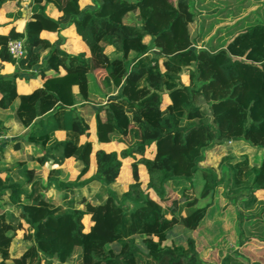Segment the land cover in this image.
Listing matches in <instances>:
<instances>
[{"label": "trees", "instance_id": "16d2710c", "mask_svg": "<svg viewBox=\"0 0 264 264\" xmlns=\"http://www.w3.org/2000/svg\"><path fill=\"white\" fill-rule=\"evenodd\" d=\"M29 2L32 15L23 32L12 29L0 34V62L16 65L13 75L0 74V110L12 112L14 120L27 129L25 142L41 151L35 159L40 166L71 160L86 171L92 147L82 137L88 138L89 127L75 106L89 99L91 76L101 89L118 81V92L94 114V138L98 144L125 143L126 149L120 156L98 150L92 174L81 181H60L57 170L44 178L42 171L25 165H20L13 180L0 176V200L7 195L5 206L19 209L17 217L0 209V264L10 259L12 238L18 231L24 232V238L29 235L30 243L13 264H204L198 257L202 246L193 238L171 252L164 251L162 244L176 226L198 231L215 207H196L197 199L187 189L182 191L186 201L180 203L176 195L182 183L191 188L204 148L243 140L264 150V98L239 70L241 61L229 54L218 61L214 49L195 47L207 35L208 26L202 23L199 32L191 35L189 25L199 14L194 0H96L93 8L85 10L79 8V0ZM46 5L61 14L57 23L46 21ZM19 8L17 0H0V11L7 19L20 18ZM149 25L158 26L154 35ZM58 26L72 28L89 55L67 54L59 48V40L51 43L41 37L44 30L59 32ZM146 37L150 45L144 42ZM16 39L23 40L25 49L18 61L7 51L8 42ZM108 46L120 58L108 59L104 54ZM44 52L45 60L39 65ZM189 59L193 69L188 83L180 84L178 78ZM159 62L168 65L165 72H160ZM28 70H37L41 86L18 95L16 79ZM163 96L168 99L164 108ZM132 114L155 137L127 143L133 132ZM57 132L64 133L62 141L57 140ZM13 147L22 150L19 143ZM153 148L158 154L145 157ZM135 154L143 158L134 161ZM119 158L130 162L132 180L121 194L110 187L119 175ZM229 170L240 236L264 246V199L254 196L256 192L264 195V155L257 166L250 167L243 159ZM140 172L145 173V181ZM201 178V198L221 183L212 169L204 170ZM93 182L101 184L105 198L99 197L95 205L85 203L83 210L57 204L44 195L51 184L67 191ZM149 191L157 201L149 197ZM85 216L91 223L87 231L82 223ZM224 216L216 211L215 217ZM227 219L230 224L231 218ZM226 240L221 242L225 254L217 264H248L229 252ZM237 244L242 247L244 240Z\"/></svg>", "mask_w": 264, "mask_h": 264}, {"label": "rangeland", "instance_id": "374dc122", "mask_svg": "<svg viewBox=\"0 0 264 264\" xmlns=\"http://www.w3.org/2000/svg\"><path fill=\"white\" fill-rule=\"evenodd\" d=\"M174 2L175 0H170ZM197 6L198 15L194 23L189 25V31L191 35H196L199 32L200 25L202 23L207 27V35L202 38V40L196 43V48L206 47L208 49H214L216 51L215 58L221 61L226 54L231 56H236L240 61L239 70L241 73L249 80L252 89L262 95L264 98V0H194ZM80 9L85 10L88 8H93L96 4V0H79ZM21 26V23H20ZM60 27V26H58ZM64 27L60 28L63 29ZM150 35H154L158 31V26L153 25L147 26ZM57 33V40L60 42L62 39ZM144 42L150 45V37H146ZM213 48H210V47ZM116 58H120V54L117 50ZM218 53V54H217ZM167 65V64H166ZM165 63L159 62L160 72L165 69ZM193 69V60H188V65L183 69L181 75L178 78L180 84L188 83V76L190 71ZM29 71L22 72V74H27ZM119 82L112 81L110 84L109 92L113 94L118 92ZM115 95V94H114ZM114 95L110 96L113 97ZM108 99V98H107ZM105 97H91L87 108L81 114L86 123H94V114L99 107H102L106 102ZM168 102L166 96L162 98V108ZM76 110V109H75ZM2 113V114H1ZM3 115V116H1ZM101 118H104L103 112L99 114ZM0 117H5V111H0ZM5 121V120H4ZM131 130L129 138L126 139L127 143L144 139H151L155 135L149 134L145 131L142 126L141 120L135 115H131ZM7 130V128H6ZM0 132L5 135V125ZM84 137H82L83 140ZM87 139V138H86ZM129 142V143H130ZM3 144V143H2ZM1 146V145H0ZM109 149H113L120 156L121 153L126 149V144L114 145ZM166 149V148H164ZM154 150V151H153ZM151 152L146 153L145 157H154L158 154V151L153 148ZM5 145L0 148V176L6 177L9 172H12L16 167V160L12 163L6 164L5 158ZM30 152L34 153L32 148ZM14 152L11 153L13 155ZM29 153V152H28ZM203 160L199 163V170L194 177L191 188L188 183H182L176 188V195L180 203L186 201L182 196V191L188 190V194L197 199L196 207H205L207 205L213 204V208L210 210V215L206 218L204 225L196 232H190L184 229L182 226L174 227L169 233L167 241H165L162 246L164 251L171 252L173 247L177 245H185L188 238H193L198 246H202L199 250V259L204 262V264H217L220 257L225 254V246L221 245L225 239L229 243V252L235 253L238 257L244 258L248 264H264V246H259L255 242H246V235H241L237 229V219L235 218L236 205V195L232 193L231 187H229V177H230V167L236 162L246 159L250 167L257 166L260 159L264 155V150L255 149L247 144L243 140L231 141L228 143H223L217 146H209L202 150ZM18 156L20 153H14ZM8 155V153H7ZM143 157L135 154L132 156V160L139 161ZM121 167L119 170V175L115 182L110 186L116 193L121 194L127 190L128 185L132 182L130 162L128 160L121 159ZM11 161V160H10ZM36 161L32 159L29 164H33ZM38 164V163H37ZM41 167V166H40ZM212 169L217 173L218 179H221V183L217 188L213 189L208 196L201 198L200 194L202 192V178L204 170ZM43 174L48 172L47 168H44ZM93 172V166L90 164L86 171H83L81 165L77 163H68L65 168V172L62 177L67 181L73 180H84L87 179ZM10 175V174H9ZM141 180L145 181L146 175L144 172H140ZM13 180V179H11ZM91 184V183H90ZM89 185V184H88ZM99 184H94L91 186V190L87 192L86 187L79 189L76 188L74 192L70 193V203H62L66 207L69 205L71 207L83 210L85 203L95 204V195H100L103 199L105 195L102 194ZM149 197L155 201L151 191L148 192ZM243 196L245 192H240ZM254 196L263 200L264 195L262 193L256 192ZM7 199L6 195H3L0 200V209L5 211V201ZM240 199V198H239ZM238 199V200H239ZM59 204L60 201L56 200ZM11 208L13 213L17 210ZM216 211L219 214L226 215L224 217H215ZM17 213V212H15ZM18 216V214H17ZM228 217L231 218L230 224L228 223ZM85 231L88 228L90 221L88 217H83L82 221ZM244 240L242 247H238L237 241ZM215 242L220 244L216 245ZM30 236L24 238V232L18 231L13 235L12 243L9 249L10 259L7 264H13V260L18 258L23 250L29 245ZM136 244L143 247L139 243V239H136ZM219 246V249L218 247ZM109 248V246H106Z\"/></svg>", "mask_w": 264, "mask_h": 264}, {"label": "crops", "instance_id": "0c3cea01", "mask_svg": "<svg viewBox=\"0 0 264 264\" xmlns=\"http://www.w3.org/2000/svg\"><path fill=\"white\" fill-rule=\"evenodd\" d=\"M17 1L19 3V7H20L19 9L21 12L20 18L15 19V20L7 19L4 15V12L0 11V34H2V35L8 34L9 31L12 29L17 33H22L26 22H28L31 19L32 13H31L29 0H20V1L17 0ZM79 8H80V4H79ZM43 12H44L45 19L49 24H53L54 22L57 23L60 15H61L51 5H46ZM20 23H21V26H20ZM57 33H59L58 35H60V38L62 39V41L60 42V45H59V48L61 50H63L67 54H71V55H78V54H83L85 56L89 55L88 48L80 40V38L77 37V35L75 34V31L72 28H69V29L63 28V29H60L59 32H57L56 30H53V29L50 31L44 30L41 33V37L47 39L49 42L52 43V42L57 40V37H56ZM104 54L106 55V57L108 59H114V58H116V56H118L115 49L111 46H108L105 48ZM45 56H46L45 52L41 54L39 65L44 62ZM164 68L165 69H163L161 72H165L168 69V65H166V63H165ZM15 71H16V65L15 64L0 62V74L1 75L11 76L15 73ZM59 73L61 75H63L64 71L62 69H59ZM41 82H42V80H41L37 70H31L27 74L20 75L19 78L16 79V87H17L18 95H26V94L30 93L31 91L35 90L36 88H39L41 86ZM111 83H112V81H110V84ZM89 87H90L89 99L86 102L79 101L77 103V105L75 106L77 115H79L82 119L84 117L81 114L85 111V108H87L88 104H90L89 101H90L91 97L97 96V97H105V99H107L110 96L116 94V92H114L113 94H111L109 92L108 89H110V86L108 87L105 85L101 89L100 86L96 85V83L92 79V76L89 79ZM73 90H74V93H76V88H74ZM106 102H107V100H106ZM166 104H168V102ZM17 105H18V100L15 101L14 108H16ZM1 116H3V115H1ZM101 119H103V118H101ZM0 123H2V126L5 125V136L7 137L5 139V142H1L3 144H0L1 145L0 148L2 146L4 147V145H5V150H6L5 151V154H6L5 158L7 157V159L5 160V163L9 164L15 160L17 162L14 170L12 172H9L6 176H9L10 179H15L17 169L21 168L20 165H25L27 168L33 169V170L42 171L44 168H47L48 172L50 170H57L59 172V175H58L59 180L64 181V182L67 181L62 176L65 172V168L68 165V163L70 165V163H72L73 161L64 160L60 165L53 164L51 162H47L44 165H42L41 167L39 164H37L36 161H34L33 164H29V161H31L32 159H36V158L40 157L42 154H41V151L39 150V148L33 146L32 144H28L25 142L24 137H25V134L27 133V129L22 128L14 120L13 113L9 112V111H5V117H0ZM85 123H86V121H85ZM87 125L89 127V130H88L89 135H88L87 139L84 137L82 142L85 140H88L89 142H91V147H92L91 165L93 166V170H94V155L98 150H102L105 152L115 151V150H113V149L111 150L109 148H111L114 145L123 146L124 143H122V142H110L108 144H98L94 138L95 121H94V123H90V124L88 123ZM6 128H7V130H6ZM55 135H56V138L58 141H62L64 139V133L63 132H57ZM17 143L21 144L22 150H15L14 149L13 145H15ZM30 148H32L34 153L30 152ZM12 152H14V153L19 152L20 154L18 156H16L14 153H13V155H11ZM7 153H8V155H7ZM73 163H77V162H73ZM48 172L44 175L43 171H42L44 178H46ZM94 184H99V183L93 182V183L86 185V186H83L79 189L86 187V190L88 192L89 190H91L90 188ZM99 185H100L99 188H101V184H99ZM72 192H74V190H67V191L57 190L55 188V186H53L51 184L47 187L44 195L47 199L52 200L55 203H56V200H58V201H60L59 204H62V203L67 204L68 203L67 201L70 200V198H69L70 193H72ZM99 197H101V196L100 195L94 196V198L96 199L95 204H97L99 202V200H100ZM6 201H7V199H6ZM70 202L71 201H69L68 204H70ZM11 208H15V207L5 206V212L10 213V214L17 217V214L19 215V209L15 208L14 210H17V211H15L17 213H15V212L13 213L12 210H9ZM88 220H89V217H88ZM90 224L91 223L88 224V227L90 226ZM87 230H88V228L86 229V231Z\"/></svg>", "mask_w": 264, "mask_h": 264}, {"label": "built area", "instance_id": "2783aa9c", "mask_svg": "<svg viewBox=\"0 0 264 264\" xmlns=\"http://www.w3.org/2000/svg\"><path fill=\"white\" fill-rule=\"evenodd\" d=\"M20 1V0H19ZM7 51L10 57L18 61L25 56V49L22 39L11 40L7 44ZM7 137L0 132V143L5 141Z\"/></svg>", "mask_w": 264, "mask_h": 264}]
</instances>
